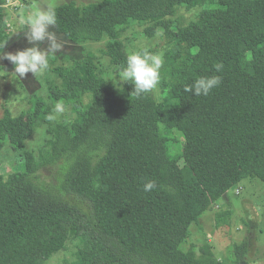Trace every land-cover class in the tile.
<instances>
[{
    "label": "trees",
    "instance_id": "obj_1",
    "mask_svg": "<svg viewBox=\"0 0 264 264\" xmlns=\"http://www.w3.org/2000/svg\"><path fill=\"white\" fill-rule=\"evenodd\" d=\"M204 2L210 6L186 24L170 18L179 5ZM4 3L0 43L13 31ZM132 22L152 23L148 35L164 32L162 99L115 86L88 51L53 67L58 82H47L48 100L34 94L26 111L3 110L0 152L7 143L20 165L0 173V264H43L70 236L76 249L65 264H209L195 246L180 248L190 226L242 180L264 182V0L70 1L58 4L52 28L75 43L107 37L100 51L117 72L128 54L121 34ZM210 75L222 82L208 96L183 91ZM57 103L70 106L72 118L56 123L36 151L25 149ZM170 129L183 136L175 155ZM54 165V182L40 180ZM145 179L157 188L144 192ZM228 214L217 213L219 227ZM245 249L235 246V261Z\"/></svg>",
    "mask_w": 264,
    "mask_h": 264
},
{
    "label": "rangeland",
    "instance_id": "obj_2",
    "mask_svg": "<svg viewBox=\"0 0 264 264\" xmlns=\"http://www.w3.org/2000/svg\"><path fill=\"white\" fill-rule=\"evenodd\" d=\"M70 1L77 4H87L98 0H56V3L58 5ZM37 2L38 0H20L16 9H7V20L11 22V30L13 31L4 46V51L14 53L17 50L33 46L27 42L24 35L26 30L24 20L32 6ZM209 6L210 3L208 2L190 9L184 5H179L176 14L170 18L177 24H186L188 21L195 19L201 9ZM151 24L132 22L122 32L121 38L126 46L127 53L145 47L154 53H164L166 38L163 30L158 29L153 35L145 33L146 27ZM50 31L55 32L63 46L60 51L51 55L50 71L44 76L34 77L31 73H27L25 77L16 78L12 74L13 65L6 59L0 60V116L5 108H8L13 115L26 111L30 107V98L34 94L48 100L46 96L47 82H58V78L53 73V67L67 63L71 59L80 58L88 51L97 55V68L106 78L110 80L115 73V67L109 61V58L100 51L107 41V37L98 42L87 40L75 43L53 28ZM42 47L45 46L42 45ZM117 85L121 86L122 82L118 81ZM152 94L158 101L162 99L160 84ZM63 107L64 112L59 114L55 121H49V123L38 122L36 124L33 133L25 142V149L36 151L50 137L49 130L56 123H67L72 118L73 113L70 106L63 105ZM160 129H165V126L160 124ZM41 130H43V135L40 134ZM170 130L172 132L168 131V135L171 132L168 148L170 154L175 155L177 152H173V150L176 151L177 144H180L178 152L181 151L183 136L176 129ZM19 165L18 153L6 143L0 152V173L6 176L18 169ZM56 168L57 165L42 168L39 172L40 180L53 183ZM71 201L85 205V201L74 196L71 197ZM226 210H228L229 216L225 215L219 221V227L217 213ZM242 242L246 247L245 252L235 261V246ZM75 245L76 238L70 236L64 247L54 252L43 264H65L73 260ZM191 245L195 246L196 252L201 255V259L209 264L216 260H219L221 264H264V182L258 178H246L230 188L226 195L224 194L221 199L215 202L212 209L209 208L201 213L197 222L190 226L189 235L180 243V248L186 250Z\"/></svg>",
    "mask_w": 264,
    "mask_h": 264
},
{
    "label": "clouds",
    "instance_id": "obj_3",
    "mask_svg": "<svg viewBox=\"0 0 264 264\" xmlns=\"http://www.w3.org/2000/svg\"><path fill=\"white\" fill-rule=\"evenodd\" d=\"M56 0H38L24 20V35L27 42L33 46L13 52L4 51L5 42L0 43V60H7L13 65L12 74L16 78L25 77L31 73L34 77L44 76L50 71L51 55L62 49V43L55 32L50 31L57 24ZM44 45L45 47H42ZM164 64L163 53H154L145 47L131 51L126 56L125 64L115 72L109 81L117 86L118 81L133 85L134 94H143L156 90L161 82V69ZM224 65L217 62L214 71L220 73ZM222 82L220 75L200 76L191 84H186L183 91L191 92L193 96H208L210 92ZM64 112L62 104L57 103L52 113L47 115L48 121H55ZM43 135V130L40 132ZM157 188L155 180L145 179L142 183L144 192H151Z\"/></svg>",
    "mask_w": 264,
    "mask_h": 264
},
{
    "label": "built area",
    "instance_id": "obj_4",
    "mask_svg": "<svg viewBox=\"0 0 264 264\" xmlns=\"http://www.w3.org/2000/svg\"><path fill=\"white\" fill-rule=\"evenodd\" d=\"M19 1L20 0H5V3H4V6L7 8V9H16L19 5ZM23 1V0H22ZM6 26L11 29L12 28V25H11V22L9 20H6Z\"/></svg>",
    "mask_w": 264,
    "mask_h": 264
}]
</instances>
